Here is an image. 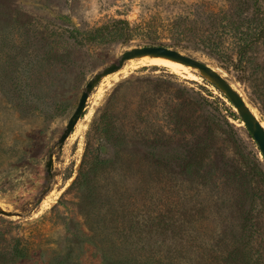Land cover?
<instances>
[{
	"label": "rangeland",
	"instance_id": "obj_1",
	"mask_svg": "<svg viewBox=\"0 0 264 264\" xmlns=\"http://www.w3.org/2000/svg\"><path fill=\"white\" fill-rule=\"evenodd\" d=\"M119 20L131 36L89 40ZM153 46L208 61L264 121V0H0V205L32 213L0 216V264H239L245 225L264 234V159L199 75L128 62L93 91L47 174L86 83Z\"/></svg>",
	"mask_w": 264,
	"mask_h": 264
},
{
	"label": "water",
	"instance_id": "obj_2",
	"mask_svg": "<svg viewBox=\"0 0 264 264\" xmlns=\"http://www.w3.org/2000/svg\"><path fill=\"white\" fill-rule=\"evenodd\" d=\"M160 59L170 62H175L197 70L199 76L214 86L227 100L233 105L235 111L240 116V119L247 129L253 140L256 142L259 151L264 159V127L257 115L251 109L250 104L245 97L234 87L235 83L231 82L219 69L212 66L208 61L202 58H197L180 50L167 48L163 46H153L144 48H133L119 55L117 62L105 67L97 72L85 85L78 105L70 117L62 135L54 145L49 159L46 162V171L49 176L52 175L54 169V153L63 147L75 130L79 121L84 117L88 100L93 91L104 81L105 78L119 72L123 67L132 60H140L142 58ZM50 192V188L45 189L42 193V198L37 201V207L41 205L43 198ZM30 214H22L4 209L0 205V216L9 218L17 217L19 219L29 218Z\"/></svg>",
	"mask_w": 264,
	"mask_h": 264
},
{
	"label": "trees",
	"instance_id": "obj_3",
	"mask_svg": "<svg viewBox=\"0 0 264 264\" xmlns=\"http://www.w3.org/2000/svg\"><path fill=\"white\" fill-rule=\"evenodd\" d=\"M165 31L171 35H185L186 30L182 29L177 23L168 25ZM134 32V28L128 21H113L111 24H106L89 35L91 42L103 43L109 39L113 40L117 37L131 36ZM107 37V38H106ZM197 43L208 52L216 56L217 60L229 61L231 56L227 52H220V45L214 38H200ZM236 120H240L234 113ZM248 223V222H247ZM246 226V234L244 235L245 241L238 243L233 252L230 254L233 261L241 264H264V234L260 232L258 226L250 221Z\"/></svg>",
	"mask_w": 264,
	"mask_h": 264
},
{
	"label": "bare ground",
	"instance_id": "obj_4",
	"mask_svg": "<svg viewBox=\"0 0 264 264\" xmlns=\"http://www.w3.org/2000/svg\"><path fill=\"white\" fill-rule=\"evenodd\" d=\"M139 63L140 64H143L144 66L147 65V64H149V65H151L153 67H156V68H166V69L170 70L173 74L179 75V76H181V77H183L185 79H188V80H194V81L201 80V78L198 76L199 73H198L197 70H193V69H191L189 67H186V66H184L182 64H179V63L170 62V61H166V60H160V59H150L148 57L140 59L139 60ZM120 73H122L123 75H125L127 73V70L124 69ZM251 109L257 115V117L262 122V125L264 127V121L261 120V118L258 115V112H256L253 108H251ZM52 201H53V199H52ZM50 203H52V202L50 201ZM43 207H44V205H43Z\"/></svg>",
	"mask_w": 264,
	"mask_h": 264
}]
</instances>
